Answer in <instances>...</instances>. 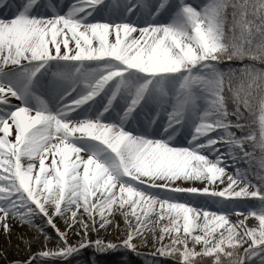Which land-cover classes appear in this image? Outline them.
I'll return each instance as SVG.
<instances>
[{"label": "snow or ice", "instance_id": "snow-or-ice-1", "mask_svg": "<svg viewBox=\"0 0 264 264\" xmlns=\"http://www.w3.org/2000/svg\"><path fill=\"white\" fill-rule=\"evenodd\" d=\"M257 62L264 0H0V232L25 251L7 264L149 237L173 264H264Z\"/></svg>", "mask_w": 264, "mask_h": 264}, {"label": "rangeland", "instance_id": "rangeland-1", "mask_svg": "<svg viewBox=\"0 0 264 264\" xmlns=\"http://www.w3.org/2000/svg\"><path fill=\"white\" fill-rule=\"evenodd\" d=\"M69 3L72 2V0H68ZM201 2H206V0H201ZM234 67H240L242 66L239 62L235 65H233ZM180 139H183V137H181ZM245 166V165H242ZM229 172L234 171V169L229 168L228 169ZM218 183V182H217ZM205 200L200 199L196 204H194L193 206L199 207L201 204H204ZM207 204L209 205L208 210L209 211H214L215 208L213 206H211V201H207ZM15 228H14V232H15ZM123 231L118 232L116 234H109L108 236H101L100 238L105 239V241L111 240L112 238H114L116 235H123ZM117 236L115 238H117ZM93 239L96 238V234H94L92 236ZM11 243L9 244L8 241L6 240V238L4 237V235L2 234V232H0V264H7L6 260L4 259V253L3 251H9L11 252V255L9 256V260L11 259H22L25 258L23 257V254L25 253V251H19L18 249H20V244H19V248L17 247L18 245V241L14 240L16 239V236L13 235L12 237L9 238ZM77 240H74L75 243ZM52 241H55L54 239ZM116 242V241H114ZM164 243H168L167 240L164 241ZM11 245H14L11 246ZM5 247V249H4ZM148 249H139V251L142 253V255H137L136 253L130 252L128 250H124V249H116V250H108L104 253H98V252H94V249L92 250V254L88 253L87 251L90 249H87L86 251H82L80 254H82V259H76L73 264H146V262L151 261L153 262V264H173V262L170 259H165L162 257H152L150 255L151 252L155 251L156 247H159V244L157 243L156 245H151L148 246ZM40 248V247H39ZM39 250L36 245H33V250ZM22 252V255H19ZM107 253H109L108 256ZM113 255V256H112ZM85 256V257H84ZM97 257L99 259H97Z\"/></svg>", "mask_w": 264, "mask_h": 264}, {"label": "bare ground", "instance_id": "bare-ground-1", "mask_svg": "<svg viewBox=\"0 0 264 264\" xmlns=\"http://www.w3.org/2000/svg\"><path fill=\"white\" fill-rule=\"evenodd\" d=\"M15 102V101H14ZM181 141L183 142V139H181ZM219 183V182H218ZM182 186H201L200 184H199V182H197V184L196 185H187V184H185V185H182ZM181 202H183V201H181ZM196 204V203H195ZM117 220L120 222V225H121V229H123V221L120 219V217H117ZM153 220H155V216H153ZM249 223H251V221H249ZM60 228H61V230H64V224H63V221H60L59 222V225H58ZM13 228H15L16 230H15V232L16 233H19V232H26L27 231V229L26 228H21L18 224H16V225H14L13 226ZM116 234L117 233V235H118V232L117 231H115L114 229H108V231L107 232H104V231H101V233H100V235L101 236H108L109 234ZM95 233H93L92 234V236L94 235ZM116 235V236H117ZM157 235H158V230H157ZM115 236V237H116ZM121 236H123V235H119V236H117V238H112L111 239V241H118V239L121 237ZM76 238L77 239H79V237H77V236H73V238H72V242H74V240H76ZM14 240H16L17 241V239H14ZM19 243V242H18ZM55 241H52L51 242V244L49 245V247H53V246H55ZM153 243L151 242V238L149 237V243H148V245L146 246V247H142V248H140V249H148L149 247L148 246H151ZM11 246H13L14 247V245H11ZM36 247L39 249V247L41 248L42 247V242H41V245H39V246H37L36 245ZM4 249H5V247H4ZM19 251H24V246H23V244H20V249H18ZM34 250H36V249H34ZM3 253H4V256L5 257H7V258H9V256L11 255V252H9V251H6V250H4L3 251ZM19 255H22V252L19 254ZM23 257H25V253L23 254Z\"/></svg>", "mask_w": 264, "mask_h": 264}, {"label": "trees", "instance_id": "trees-1", "mask_svg": "<svg viewBox=\"0 0 264 264\" xmlns=\"http://www.w3.org/2000/svg\"><path fill=\"white\" fill-rule=\"evenodd\" d=\"M256 67H259V68H264V64H260V63H256V65H255ZM246 166V165H245ZM88 253H90V254H92V250L90 249V250H88L87 251ZM109 253H107V255H108ZM108 256H110V255H108ZM113 256V255H112ZM82 254H79V257H78V259H82ZM85 257V256H84ZM97 259H99L98 257H97Z\"/></svg>", "mask_w": 264, "mask_h": 264}]
</instances>
